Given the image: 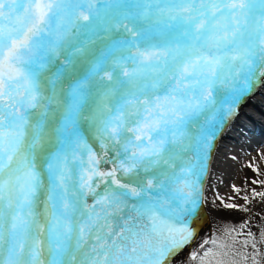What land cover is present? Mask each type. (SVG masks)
<instances>
[{"label":"snow or ice","instance_id":"6c2138e0","mask_svg":"<svg viewBox=\"0 0 264 264\" xmlns=\"http://www.w3.org/2000/svg\"><path fill=\"white\" fill-rule=\"evenodd\" d=\"M257 73L264 0H0V264H162L193 235L220 90Z\"/></svg>","mask_w":264,"mask_h":264},{"label":"rangeland","instance_id":"374dc122","mask_svg":"<svg viewBox=\"0 0 264 264\" xmlns=\"http://www.w3.org/2000/svg\"><path fill=\"white\" fill-rule=\"evenodd\" d=\"M253 97L262 98L258 93ZM237 140L238 142L234 141L229 145V149H226L229 152H226V155L231 156H221V164L217 165V170L212 174L214 181L211 177L201 184L197 183L201 190L198 203L195 210L186 217L194 238L191 237L180 248L167 252L162 258V264H216L219 259L242 261L244 255L249 257L248 264H251L252 257H255L259 264H264V244L260 242V233L264 232V197L253 196V192H264V183H261L264 181V135L246 133ZM245 142H248L246 147ZM238 147H242L243 155H236L240 150ZM224 164L229 166L232 177L229 181L224 179L226 174H222ZM245 196L248 200L244 199ZM224 204H234L237 207L234 208L235 211L229 210L231 208H225ZM204 220L208 222L206 227L202 226ZM175 223L179 227L184 223V217H178ZM232 229H235V232L228 236L227 233ZM249 232L256 237L255 249L252 248L251 242L245 246ZM213 241L217 244L214 245ZM221 242L229 245V255H219L225 251L218 247ZM181 248L182 253L177 255ZM205 253L216 255L206 256Z\"/></svg>","mask_w":264,"mask_h":264},{"label":"bare ground","instance_id":"6f19581e","mask_svg":"<svg viewBox=\"0 0 264 264\" xmlns=\"http://www.w3.org/2000/svg\"><path fill=\"white\" fill-rule=\"evenodd\" d=\"M84 7L86 8L87 5H84ZM97 7L103 9L102 5H97ZM101 15L103 16V10ZM44 43L47 46L48 40L45 39ZM240 86L242 88L240 91L231 88H221L220 90L215 109L210 115L207 125H205L210 135L208 147L204 153V171L199 176L197 183L201 184L213 176L212 174L217 170V165L221 164L219 162L222 159L221 156L226 155V152L229 153L226 149H229V145H232L234 141L238 142L237 139H240L246 133L256 134L257 136L264 135V77L257 73L250 84L245 85L244 81L241 80ZM256 93L262 98H254L253 95ZM158 94L163 97L165 93L161 90ZM203 119L202 117L201 123H203ZM80 135L88 147L101 156L103 163L100 167L104 170L111 169L115 156L114 146L109 145L107 156H104V149L101 147V144L105 143L107 138L105 137L104 140L98 138L96 129L91 127L90 123L81 124ZM252 137L251 140L254 141ZM247 143H244L245 147L248 146ZM226 156L230 157L231 154ZM228 167L227 164H224L223 169L220 168L222 174H226L224 177L226 181L232 179ZM121 178L127 180L123 175ZM211 179L214 181L213 177ZM100 191L103 192V186H101ZM198 191L200 194L201 190L199 188ZM89 202L91 203V199Z\"/></svg>","mask_w":264,"mask_h":264},{"label":"trees","instance_id":"16d2710c","mask_svg":"<svg viewBox=\"0 0 264 264\" xmlns=\"http://www.w3.org/2000/svg\"><path fill=\"white\" fill-rule=\"evenodd\" d=\"M229 210H234V211H235L234 208H231V209H229ZM202 224H203L202 226L206 227V225H208V222H207L206 220H204ZM192 237L194 238V235H193ZM185 246H186V245H185ZM183 248H184V247H183ZM183 248H181V250L177 253V255H180V254L182 253Z\"/></svg>","mask_w":264,"mask_h":264}]
</instances>
